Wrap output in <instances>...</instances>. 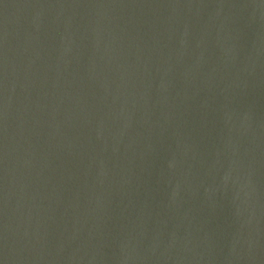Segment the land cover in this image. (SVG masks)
<instances>
[{
	"label": "water",
	"instance_id": "obj_1",
	"mask_svg": "<svg viewBox=\"0 0 264 264\" xmlns=\"http://www.w3.org/2000/svg\"><path fill=\"white\" fill-rule=\"evenodd\" d=\"M0 264H264V0H0Z\"/></svg>",
	"mask_w": 264,
	"mask_h": 264
}]
</instances>
